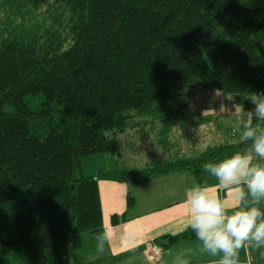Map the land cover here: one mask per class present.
Here are the masks:
<instances>
[{"label": "trees", "instance_id": "trees-1", "mask_svg": "<svg viewBox=\"0 0 264 264\" xmlns=\"http://www.w3.org/2000/svg\"><path fill=\"white\" fill-rule=\"evenodd\" d=\"M48 2L0 0L10 21L0 36V264L86 261L92 242H79L102 230L99 180L127 186L115 225L134 208L135 185L181 174L199 186L202 173L242 157L252 142L128 171L120 134L158 121L167 136L200 91L232 94L244 111L264 104V2L54 0L34 20ZM97 154L107 169L85 174L83 158ZM261 166L232 212L235 249L260 234ZM179 240L210 242L190 227L156 243L168 249Z\"/></svg>", "mask_w": 264, "mask_h": 264}, {"label": "crops", "instance_id": "crops-1", "mask_svg": "<svg viewBox=\"0 0 264 264\" xmlns=\"http://www.w3.org/2000/svg\"><path fill=\"white\" fill-rule=\"evenodd\" d=\"M179 125L180 123H176L170 134L177 131ZM153 128L152 123L148 122L121 134L122 138L120 135L117 137L118 156L126 170L136 171L158 165L164 162V151L172 155H168V161L199 154L197 148L202 139L189 134L186 139L178 135L170 144L162 145L165 142L163 139L150 143L148 138L153 135ZM157 129L156 126L155 134H159ZM132 131L136 132L133 134ZM136 140H144L145 147H157L154 150L138 151L140 159L148 163L131 167L125 161L120 144L131 151ZM244 156L245 153L242 157ZM136 157H132L129 162L136 160ZM242 157L224 165L226 170L222 177L216 175L212 182L206 181V171L202 173L199 186L192 177L181 174L159 176L135 185L131 188L134 208L127 213L126 221L115 225L111 224V218L121 216L126 210L127 186L121 182L99 180L102 230L79 242L91 241L92 247L87 257L85 256L86 261H76L78 264H264V234H259L255 240L240 249H235L226 238L233 226L232 212L240 203L241 185L252 181L247 172L250 173L251 170L257 176L260 169V165L254 168L255 171L251 165L247 169L243 168ZM241 168L242 173H237ZM106 169H98L91 175ZM190 227H196L203 238L210 242L179 240L168 249H163L156 243L162 236L178 235ZM152 245L160 248L159 258L155 261L148 259V250Z\"/></svg>", "mask_w": 264, "mask_h": 264}, {"label": "rangeland", "instance_id": "rangeland-1", "mask_svg": "<svg viewBox=\"0 0 264 264\" xmlns=\"http://www.w3.org/2000/svg\"><path fill=\"white\" fill-rule=\"evenodd\" d=\"M253 3L264 2V0H248ZM54 0H49L48 4L41 6L39 9L34 11V20L41 22L45 16H47V8L52 5ZM18 22V21H16ZM10 23L7 15L4 13L0 14V36L7 35L8 24ZM207 109L210 113L207 112ZM251 118H254L257 122L253 123ZM264 118V104L253 108L252 111H244L242 107L236 105L234 96L232 94H226L215 90H206L200 91L194 95L190 100V107L186 110L182 122L179 125L177 131L174 130V133H168L167 136L161 133V124L158 121H151L153 135L149 136L148 141H159L162 139L165 141L164 144L173 143L178 135H181L182 138H189V134H192L198 139H202L200 146L197 148V153L202 152L207 147L224 144V143H239L243 140H252L245 151V156L241 158L243 163V168L247 169L251 165L252 170L260 165L261 170L264 168V151L262 147L264 146V126L261 125V121ZM246 122V123H243ZM183 124V125H181ZM242 125L245 129L242 128ZM157 126V132L155 134L154 129ZM182 127V128H181ZM130 132V131H128ZM136 131H132L134 134ZM261 132V134L259 133ZM120 138L121 134H120ZM171 138V139H170ZM159 139V140H158ZM153 146V143H152ZM120 147L123 151L125 161L131 167H140L145 165L143 159L138 155V151H147L154 150L157 145L154 147L146 146L145 141L140 142L139 140L134 141V145L131 151H127L125 145L122 143ZM168 147V145L166 146ZM137 153V154H136ZM169 157H172L171 153L164 151L163 161L158 165L167 163ZM139 156L136 160L131 162L132 157ZM174 161V160H172ZM171 162V161H168ZM124 165V164H123ZM155 165V166H158ZM83 171L87 175H91L96 172L98 169L103 170L108 167L107 157L103 154L89 155L83 158L82 160ZM125 167V165H124ZM154 167V166H152ZM226 170V167L223 168H212L211 170L206 171V181L212 182L216 175H219V178L222 177V174ZM242 168L237 170V173H242ZM255 171V170H254ZM246 175V170L244 172V177ZM249 177L251 179H256V172L250 170ZM97 245V241H96ZM100 245H98V248ZM95 264V263H87Z\"/></svg>", "mask_w": 264, "mask_h": 264}, {"label": "built area", "instance_id": "built-area-1", "mask_svg": "<svg viewBox=\"0 0 264 264\" xmlns=\"http://www.w3.org/2000/svg\"><path fill=\"white\" fill-rule=\"evenodd\" d=\"M247 185H252L251 183H246ZM225 219H228L227 217H224ZM256 233H260V234H264V217L259 225V227L257 228ZM231 237V233L228 232L227 235H226V238H230ZM159 255H160V248L159 246L157 245H152L149 247V250H148V259L151 260V261H155L159 258Z\"/></svg>", "mask_w": 264, "mask_h": 264}, {"label": "water", "instance_id": "water-1", "mask_svg": "<svg viewBox=\"0 0 264 264\" xmlns=\"http://www.w3.org/2000/svg\"><path fill=\"white\" fill-rule=\"evenodd\" d=\"M264 147V146H263ZM69 264H72V258H70Z\"/></svg>", "mask_w": 264, "mask_h": 264}]
</instances>
